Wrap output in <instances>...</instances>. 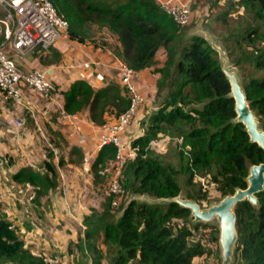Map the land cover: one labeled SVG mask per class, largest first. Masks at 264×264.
<instances>
[{
	"label": "trees",
	"instance_id": "1",
	"mask_svg": "<svg viewBox=\"0 0 264 264\" xmlns=\"http://www.w3.org/2000/svg\"><path fill=\"white\" fill-rule=\"evenodd\" d=\"M50 1L67 22L70 40L87 41L86 28L97 23L114 35L113 52L123 63L137 72L150 68L158 74L156 108L144 120V133L129 142L134 155L122 170L123 196L128 199L120 207L121 215L114 218L115 196L106 192L101 211L93 209L83 218L93 264H102L106 255L94 241L101 237L105 245L114 246L111 264H195L204 247L190 244L191 231L175 222L190 217V210L176 202H149L135 196L176 197L182 192L178 175H184L188 186L197 176L208 177L223 198L246 188L249 168L264 162V150L236 122L230 83L218 52L205 36L189 35L187 24L179 25L157 0ZM229 5L241 7L243 15L224 33V49L233 65L252 66L254 72L242 88L264 130V0H231ZM230 11L219 16L225 25ZM160 51L164 61L159 66ZM130 103L123 86L111 83L94 90L78 80L66 92L65 106L69 113L88 107L91 119L102 124L105 112L117 118ZM160 136L174 142L178 166L168 157V149L159 153L151 146ZM71 152L78 153L76 148ZM116 153L112 143L101 147L91 168L94 182L102 177L107 163L113 164ZM51 155L42 164L43 172L22 168L13 179L38 186L39 193L55 188L58 172ZM256 197L257 204L244 200L234 207V264H264V189ZM0 264H46L30 250L18 226L1 216Z\"/></svg>",
	"mask_w": 264,
	"mask_h": 264
},
{
	"label": "crops",
	"instance_id": "2",
	"mask_svg": "<svg viewBox=\"0 0 264 264\" xmlns=\"http://www.w3.org/2000/svg\"><path fill=\"white\" fill-rule=\"evenodd\" d=\"M6 50L19 69H44L55 91L46 98L33 88L20 84L22 106L0 91V206L7 201L12 205L17 196L22 203L21 196L26 195L35 208L30 217L35 226L44 217L60 219L62 212L69 210L72 219L84 228L83 216L88 215L89 208L97 203L91 168L103 146L100 139L103 124L116 117L114 113L105 112L102 116L104 122L98 124L91 119L88 107L69 113L65 106L66 92L78 80L86 81L94 90L111 83L122 87L118 70L121 60L109 46H96L91 41L81 43L66 36L40 54H21L11 46ZM161 59L159 64L164 61ZM157 78L158 74L150 68L138 71L137 88L148 102L147 106L153 104ZM15 120H22L23 125H14ZM135 122L120 134L126 147L133 138L144 133L145 125ZM72 148L78 151L79 166L72 160ZM47 152L52 154L50 160L58 172L59 184L55 188L39 193L38 186L13 179L22 168L43 172L42 164L49 158ZM60 161L65 167L63 171ZM64 177L72 180L69 187H60ZM102 264H106L104 259Z\"/></svg>",
	"mask_w": 264,
	"mask_h": 264
},
{
	"label": "rangeland",
	"instance_id": "3",
	"mask_svg": "<svg viewBox=\"0 0 264 264\" xmlns=\"http://www.w3.org/2000/svg\"><path fill=\"white\" fill-rule=\"evenodd\" d=\"M157 1L161 3L162 0ZM230 1L231 0H190L192 18L186 25V27L189 28L188 34H201L205 36L208 41H213L225 51L223 35L228 30V27L232 28L236 25L238 18H240V14L243 15V9L241 7L234 8V6H230ZM227 9L231 11L226 18L227 25H225L219 19V16ZM3 14V10L0 9V18L3 17ZM0 29L3 31L1 23ZM86 38L87 41H91L96 46L104 45L113 49L112 47L115 44L114 35L107 29L101 28L97 23H91L86 28ZM225 53L229 67L233 66L236 69L240 85L242 86L245 80L250 77L251 72H254L252 66L248 64L242 65V67L235 66L230 62L227 52ZM17 58L19 57L17 56ZM163 58L164 53L160 51L157 54L156 59L158 61L160 59L163 60ZM12 100L14 101L15 99ZM147 103L145 100V115H148L150 112L152 113V107H156L154 101L152 102V105L149 104L147 106ZM147 115L138 119L137 122L134 120L133 123L135 122L140 125L144 124ZM151 146H153L155 151L159 153L166 152L168 149V157L175 166H178L179 163L177 156L175 155L176 150L174 148V142L168 141L167 139L166 141H163V137L160 136L153 144H151ZM67 151L69 152L70 150ZM72 158L76 165L79 166V154L74 153ZM61 165L62 164H60V168L61 171H63L65 167ZM113 171L114 168L112 165L107 163L106 168L103 171L104 175L102 174V177L100 175L97 178L94 186L96 193L94 199L97 200V203L95 207L89 208L90 212L88 214H90L93 209L101 211L102 205L106 200V184L108 183L109 178L112 177ZM207 178L197 176L193 180L194 184L188 186L185 184L186 177L184 175H178V180L182 188L180 196L187 199V194L194 195V199H197L200 203H203V205L206 204L205 207H201L202 209L208 208L214 203H218L222 199L221 195L216 191L214 183L207 182ZM71 181V179L64 177L60 187H62V185L69 187ZM74 181H77L75 177ZM21 198H23L22 203L18 201V196L17 200L15 199V201H12V205L11 202L8 201L3 203V205L0 206V216L10 220L14 225L18 226L20 236L24 238L26 244L29 245L30 250H32L35 255L42 258L46 264H93V254L88 250L87 241L84 239V223V228L78 226L74 219H72L70 211L64 210L59 217L60 219L44 217L38 221V226H35L34 221L30 218L35 213L34 206L30 204L29 199H26V195H22ZM127 199V197L125 198L122 196L117 206H113L115 219L121 215L122 211L120 207ZM194 199L190 200L195 201ZM11 206H15V208H12ZM175 222L179 227L185 226L191 231L189 237L190 244L199 243L204 247L205 252L194 258L195 264H222L221 248L219 245V223L216 218H213L208 222H194L193 217L190 215L188 218L175 220ZM194 223H197L196 227L194 226ZM94 241L96 242L95 244H98L106 253L103 258L104 262L106 264H111L112 256L116 254L113 249L114 246L105 245L102 241V237L97 238ZM235 259L233 249L230 264H234Z\"/></svg>",
	"mask_w": 264,
	"mask_h": 264
},
{
	"label": "built area",
	"instance_id": "4",
	"mask_svg": "<svg viewBox=\"0 0 264 264\" xmlns=\"http://www.w3.org/2000/svg\"><path fill=\"white\" fill-rule=\"evenodd\" d=\"M160 5L179 25L191 21L190 0H162ZM0 7L4 12L0 18L3 26V40L0 42V91L14 98L21 106L24 104L21 101L20 84L33 88L46 98L50 97L55 86L47 77V72L44 69H19L6 49L11 46L21 54L43 53L60 38L67 37V22L57 13L50 0H0ZM118 70L121 85L130 96V107L113 121L103 124L100 138L102 145L112 143L117 147L115 160L111 163L114 171L106 184V191L115 196L113 206H117L123 196L121 177L124 164L127 158L134 155L120 134L134 120L138 121L145 115V99L137 88L138 72L122 61L118 64ZM14 125L21 126L23 121L15 120Z\"/></svg>",
	"mask_w": 264,
	"mask_h": 264
},
{
	"label": "water",
	"instance_id": "5",
	"mask_svg": "<svg viewBox=\"0 0 264 264\" xmlns=\"http://www.w3.org/2000/svg\"><path fill=\"white\" fill-rule=\"evenodd\" d=\"M207 39V38H206ZM218 52L222 62V70L230 83V95L234 99L236 122L242 123L250 137L251 142L256 143L264 150V130L259 126L255 114L249 107L246 95L239 82L236 69L229 63L225 51L209 41ZM247 187L238 188L231 194L223 197L218 203L202 209L200 205L190 199H184L180 195L173 198H150L148 195L135 196L140 200L149 202H176L181 207L190 210V215L194 222H208L213 218L219 223V245L221 248L222 264H230L235 242L237 240L236 214L234 207L241 201L247 200L252 204H257L256 194L264 189V162L252 165L247 176Z\"/></svg>",
	"mask_w": 264,
	"mask_h": 264
}]
</instances>
